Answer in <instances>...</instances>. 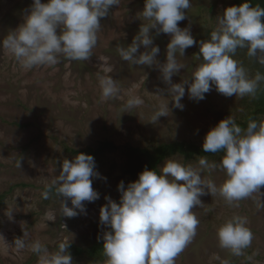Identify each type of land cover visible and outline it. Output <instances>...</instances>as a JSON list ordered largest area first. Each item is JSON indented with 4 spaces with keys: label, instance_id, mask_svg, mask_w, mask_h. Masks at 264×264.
Returning a JSON list of instances; mask_svg holds the SVG:
<instances>
[{
    "label": "rangeland",
    "instance_id": "obj_1",
    "mask_svg": "<svg viewBox=\"0 0 264 264\" xmlns=\"http://www.w3.org/2000/svg\"><path fill=\"white\" fill-rule=\"evenodd\" d=\"M31 4L32 0H0V40L24 22ZM232 5H237L234 0H191L179 27L189 28L197 43L185 50V56L177 55L185 69L173 75V83L190 79L203 63L198 58L199 42L210 38L216 17ZM143 7L144 0H120L119 5L112 6L110 14L101 19L98 44L88 61L61 59L54 66L26 70L0 48V264H45L30 249V244L37 240L50 253L57 251L59 243L65 240H72L71 245L91 247L107 230L99 224L100 207L107 203L105 196L119 202L118 183L122 180L127 187L146 167V159L135 148L153 151L161 143L176 140L202 147L208 130L221 119L232 115L243 122L255 108V98L226 97L215 86L197 102L189 99L185 85L183 110L173 107L170 101L168 116L151 123L158 107L171 99L164 91L168 86L155 65L132 66L122 61L117 52L118 46L131 44L141 24L147 23L141 14ZM151 34L160 49L157 60L164 63L171 37L157 35L155 29ZM140 51H144L143 46ZM246 53L247 49H238L234 59L242 63L250 76L254 77L257 71L264 74V66ZM100 75H111L117 80V99L101 100ZM133 96H139L144 103L130 113H122L124 104ZM258 118V122L264 120V113L258 114ZM103 140L114 142L116 148L95 158L98 172L106 177L93 178V188L100 198L85 202L86 214L61 216V201L54 192L49 199L42 197L45 184L59 175L65 158L71 160L81 152L88 154ZM222 155L223 152L199 151L186 159L175 154L159 161L158 170L168 159L195 166L202 156L219 162ZM203 175L218 187L226 180V173L220 169L205 171ZM257 199V194H253L240 201L239 207H230L219 194L201 197L203 205L193 209L200 221L196 235L175 264H264V208H257ZM68 204L71 207L70 201ZM9 210H14L11 220L5 215ZM234 215L246 217L247 227L253 233L251 246L241 256L221 248L217 239L219 226ZM24 231L29 234V246L17 249L14 242ZM69 251L74 264H109L106 256L98 263L85 255H76L71 246Z\"/></svg>",
    "mask_w": 264,
    "mask_h": 264
},
{
    "label": "clouds",
    "instance_id": "obj_2",
    "mask_svg": "<svg viewBox=\"0 0 264 264\" xmlns=\"http://www.w3.org/2000/svg\"><path fill=\"white\" fill-rule=\"evenodd\" d=\"M119 4L120 0H32L24 22L0 40V48L7 50L26 70L54 66L61 59L88 61L98 44L101 19L110 14L112 6ZM190 7L191 0H144L141 14L147 23L141 24L131 44L117 47L120 59L132 66L158 67L162 81L168 86L164 91L171 99L154 112L153 124L160 117L168 116L170 101L173 107L183 110L185 85L189 99L198 102L213 86L226 97L255 98L264 83V74L257 71L254 77L250 76L242 63L234 59L238 49H247V56L264 66V22L261 20L264 7L253 6L250 0L228 6L216 17L210 38L199 42L198 58L203 63L190 79L173 83V75L185 69L177 55L185 56V50L197 43L189 28L179 27V22L186 18L185 10ZM152 29L157 35L164 33L171 37L164 63L157 60L160 49L153 42ZM98 79L102 101L119 97L117 80L111 75H100ZM143 103L139 96L130 97L122 113H130ZM202 148L205 153L222 151L223 155L219 162H210L202 156L195 166L168 159L159 172L145 167L127 187L121 180L117 185L119 202L105 196L107 203L100 207L99 224L107 228L101 238L109 264H175L196 235L200 221L193 209L203 205L201 197L205 195L219 194L230 207H239L240 201L257 194V208H264L261 191L264 120H249L246 128H242L229 115L208 130ZM216 169L226 173V180L219 187L203 175ZM93 178L106 180L98 172L93 155L81 152L71 160H63L59 175L45 184L41 195L49 199L54 190L61 201V216L72 218L86 214L85 202L100 198L93 188ZM13 211L5 213L9 220L13 219ZM28 235L24 231L15 240L17 249L29 246ZM217 239L219 246L230 250L232 255H243L253 240L247 218L234 215L226 220L217 229ZM71 243L72 240L62 241L57 251L50 253L37 240L30 244V249L45 264H74L69 251Z\"/></svg>",
    "mask_w": 264,
    "mask_h": 264
},
{
    "label": "trees",
    "instance_id": "obj_3",
    "mask_svg": "<svg viewBox=\"0 0 264 264\" xmlns=\"http://www.w3.org/2000/svg\"><path fill=\"white\" fill-rule=\"evenodd\" d=\"M234 2L238 5L241 3V0H234ZM251 4L254 6L260 4L261 7H264V0H250ZM262 22H264V17L261 18ZM255 108L249 113L246 121L236 120L237 124L243 128H246L247 122L249 120H258V114L264 113V85H261L257 90V94L255 96ZM116 145L114 142L109 140L100 141L98 146L95 149L90 148L88 154L93 155L94 159L98 154L103 153L105 150L115 149ZM136 152L140 154L141 157L146 159V167L149 169L155 168L157 172H159L158 163L159 161L164 160L165 158L175 155L181 154L184 155L186 159H190L195 156L199 151L205 153L203 148L198 144L193 142H185V141H173L170 143H161L159 144L153 151L149 148H135ZM76 151V150H73ZM222 152V151H221ZM212 154V153H206ZM54 192V190H53ZM103 240L101 239L99 242H95L91 247L84 248L82 246H78L72 244L71 247L73 252L76 255H85L89 260L98 263L104 260L105 255L103 253Z\"/></svg>",
    "mask_w": 264,
    "mask_h": 264
}]
</instances>
